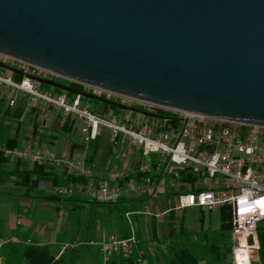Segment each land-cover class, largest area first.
<instances>
[{"label": "water", "instance_id": "95a60500", "mask_svg": "<svg viewBox=\"0 0 264 264\" xmlns=\"http://www.w3.org/2000/svg\"><path fill=\"white\" fill-rule=\"evenodd\" d=\"M0 53L78 85L264 127V0H0Z\"/></svg>", "mask_w": 264, "mask_h": 264}, {"label": "built area", "instance_id": "2783aa9c", "mask_svg": "<svg viewBox=\"0 0 264 264\" xmlns=\"http://www.w3.org/2000/svg\"><path fill=\"white\" fill-rule=\"evenodd\" d=\"M8 67L21 72V75H16ZM15 76H20V79L16 80ZM38 78L58 82L63 79L0 53V89L6 92L8 108L15 109L19 99L27 98L33 107L54 109L65 117L70 116L81 124L78 132L86 150L107 129L116 158L123 161V169L118 174L123 180L134 174L137 167L142 173L152 170L153 154L159 160L156 169L163 175L161 181L148 180L146 184L135 180L96 184L91 180L85 185L56 187L55 194L73 197L79 192L90 201L112 204L125 196L154 197L166 185L176 194L169 213L180 214L193 208L209 212L227 208L232 217L234 252L238 256L235 264H252L256 260L260 250L259 231H264V127L190 115L84 86L85 92L158 117L129 110H121L119 114L113 111L101 114L85 106L82 95L70 98L66 94L43 90L36 81ZM134 150L139 152L140 159L133 158ZM0 152L11 162L20 160L60 166L70 174L89 178L94 175V166L86 157H58L49 152L2 144ZM179 171L186 172L183 178ZM139 214L153 215L147 211L125 213L131 227L130 237L112 235L103 241L90 243L102 249L105 262L109 261L112 253H120L127 259L132 257L139 245L133 216ZM9 243L8 239H0V251ZM74 246L64 245L62 252ZM246 251L248 257L244 255ZM135 264H142L141 255Z\"/></svg>", "mask_w": 264, "mask_h": 264}, {"label": "crops", "instance_id": "0c3cea01", "mask_svg": "<svg viewBox=\"0 0 264 264\" xmlns=\"http://www.w3.org/2000/svg\"><path fill=\"white\" fill-rule=\"evenodd\" d=\"M3 97L5 98L6 92L2 88L0 89ZM6 99V98H5ZM6 100V109L0 121V144L11 147V148H31L36 151H44L52 153L58 157L62 156H72L75 158H83L91 156V149L86 153H83L81 145V139L78 132L79 125H76L77 132L75 134L69 133L63 129L65 116L62 113L56 112L54 109H46L44 107L38 108L30 105L27 98H21L18 101V105L15 109L8 108ZM21 114L17 117V113ZM51 113V121L47 120L45 113ZM41 117H44L41 121ZM18 119V124L15 125L14 130L11 127V121ZM25 118L30 119L27 122V126H24ZM81 126V124H80ZM101 138L100 150L96 158L89 161L90 164L94 166V176L93 182L99 184L103 181L119 183L123 178L118 177L119 172L123 169V161L116 158V153L114 152L113 145L111 143V136L108 130L104 131ZM109 141V145H108ZM124 151H126V146H124ZM102 158V164H100L99 158ZM133 158L140 159L141 156L139 152L134 150ZM153 159V157H152ZM16 164L9 162L7 165L8 169H14ZM34 164L25 162L21 164V169L26 171H33ZM42 173L51 174L47 181L40 184L39 189L28 191L26 187L21 185V180L18 178H12L7 183H0V239H8L10 243L7 244L0 251V264H29L24 258L23 254L28 246H49L51 253L56 259L65 257L69 250L62 252L64 245L75 244L80 241L78 239V226L72 229L66 228L63 230L62 218H64L65 213L63 209H68L70 211H75L78 207H89L93 208L94 205L89 203V199L82 193L77 192L72 198L65 197L60 201H49L47 199H41V197L55 194L54 190L58 182H63L64 186H67L66 182V169L64 167L58 166H46V169ZM34 176H39L38 173ZM40 197V198H39ZM140 198L137 195L125 196L124 199L127 200H137ZM175 199L174 196L153 197L149 206L144 209V211L139 212H150L151 216L150 223V235L151 237L147 239L144 238V230L142 225L143 214L134 215L133 223L136 234H139V245L138 248L134 250L132 257L136 261L138 257L142 256V264H170V260L173 257V251L171 250L170 244L167 242H158L154 240V229L152 225V219L156 218L158 224L163 219L164 224L169 221L168 218L172 216L173 218L186 214L185 211L180 214L169 215V207L167 208L168 201ZM131 209L127 212H138L135 211L137 204L130 205ZM194 209V208H193ZM192 211L194 212L195 210ZM134 210V211H133ZM190 210V209H189ZM220 212L221 210L216 209ZM191 211V212H192ZM201 212H204L200 210ZM214 211V210H213ZM210 211V212H213ZM44 212H50V214H58L60 216L58 223L49 222V225L45 226L42 222V216ZM126 212V213H127ZM189 213L188 218L193 217L194 213ZM158 214L159 216H155ZM175 214V215H174ZM112 225V231L108 234L102 227L99 231L98 229H89L87 225L85 229L80 228L86 234L91 231L92 233L98 234L101 238L100 241L107 239L112 235H116L119 238H128L129 235L126 234L124 227ZM185 225V224H184ZM167 229V227L165 226ZM82 231V232H83ZM176 232V231H175ZM49 233V235H48ZM161 229L159 230V237H161ZM89 234V233H88ZM131 235V234H130ZM87 236V235H86ZM138 237V236H137ZM84 239H87L84 237ZM90 241L93 240H86ZM96 241V242H100ZM90 243L75 244L73 250V255H71L70 260L62 262V264H95L99 256H103L102 249L97 246L98 249H91L88 245ZM181 242L177 241L175 246L178 250L185 249L181 248ZM52 246H55L54 250ZM190 250H196L193 246L186 247ZM196 254L198 251L196 250ZM96 257V259H95ZM124 255L120 253H112L109 257L108 264H124ZM125 258V257H124ZM258 259L255 260L257 262ZM261 260V259H260ZM261 262H263L261 260ZM99 264V263H97ZM205 264V260L201 262Z\"/></svg>", "mask_w": 264, "mask_h": 264}, {"label": "trees", "instance_id": "16d2710c", "mask_svg": "<svg viewBox=\"0 0 264 264\" xmlns=\"http://www.w3.org/2000/svg\"><path fill=\"white\" fill-rule=\"evenodd\" d=\"M16 80L20 79V76H15ZM60 83H63L69 87H72L74 89H78L80 91H85L84 86L82 85H78L63 79L59 80ZM40 87L43 90H48L50 89V91H52L53 93H58V94H66L68 97L70 98H74L75 95L72 93H68V92H64L61 91L59 89L56 88H52L46 85H40ZM49 91V90H48ZM86 98H83V100H85ZM98 102V101H97ZM6 109V99L3 97L1 91H0V121L1 118L5 112ZM95 112L101 113V114H106L109 113L110 111H113L116 114L121 113V110L110 106V105H103L101 110H93ZM17 117H20L21 114L20 112L16 114ZM77 122L71 118L70 116L65 118V122H64V126L63 129L69 133L75 134V132H77V128H76ZM100 143H101V138H97L96 140L92 141L89 148L91 149V156L87 157L88 162L92 161L94 158H96V156L98 155V152L100 150ZM80 147H82V149H85L86 146L83 145L81 143ZM72 157V156H71ZM153 167L152 170L142 173L139 171V167L136 168V172L132 175H130L129 177H127L124 180H120V182L122 181H129V180H135L137 181V183H143L146 184L148 180L150 181H161V179H163V175H160L157 171V163H158V158L157 157H153ZM11 162L7 157L4 156V154L2 152H0V183H7L9 182L12 178H18L21 180V185H23L24 187H26V189L28 191H32V190H37L39 189V186L41 183H43L44 181H47V179L50 177L51 174L49 173H42L44 172V170L46 169V165H39V164H34V169L33 171H26V170H22L21 169V164L25 163L23 161H16V162H12L13 164H16L14 169H8L7 165L8 163ZM142 160L139 161V163H141ZM36 172L38 173L39 176H34V174H36ZM186 172L185 171H179V175L183 178L185 176ZM94 176V175H93ZM66 177V182H67V186H71V185H76V184H81V185H85L87 184L89 181H94L92 177H86V176H81V175H75V174H70L68 172H66L65 174ZM63 182H58L56 187H63ZM173 191V190H171ZM171 196H175V192L171 193ZM40 198V197H39ZM65 197H62L58 194H52V195H47L44 197H41V199H47L49 201H60L61 199H63ZM69 199H74L72 197H70ZM153 199V196H144V197H140L137 200H127V199H120L118 202L116 203H97V202H93L89 200V203L94 205V206H99V207H103V206H119L122 205V207L124 208V213H126L127 211L134 209L131 208L130 205L132 204H137V209H146L149 206V203L151 202V200ZM221 234H220V241L221 242H226V240L228 239V237H231V229H232V225H231V215H230V211L227 208H221ZM134 211V210H133ZM135 211H144V210H135ZM156 218L152 219V225H153V229H154V240L158 241V242H167L168 244H170L171 246V250L173 251V257L170 260V264H201L202 261L205 260V264H224L225 261L227 260V257L229 254H232V249L231 248H227V249H223L222 246L216 244H213L211 247V251L214 253H216V257L213 258L211 256V258L209 259L207 255H209V253L207 254V252H198V254H196V250H190L188 248L185 249H180L178 250L175 246L176 239L180 240V238L183 236V234L185 233V225H184V221L183 219L180 221V230L179 232H175L174 230L169 233L166 234L165 233V225H160L158 224V222L156 221ZM161 229V237H159V230ZM164 234V235H162ZM138 239H139V234L137 233ZM259 241H260V250H259V257L262 261H264V231L260 230L259 231ZM210 251V252H211ZM211 252V253H212ZM202 253L204 255H202ZM24 258L27 260V262L29 264H62V262L64 261V257H61L59 259H56L55 256L51 253L50 247L49 246H28L23 254ZM206 256V258H205ZM124 264H135V260L134 257L131 258H124Z\"/></svg>", "mask_w": 264, "mask_h": 264}, {"label": "rangeland", "instance_id": "374dc122", "mask_svg": "<svg viewBox=\"0 0 264 264\" xmlns=\"http://www.w3.org/2000/svg\"><path fill=\"white\" fill-rule=\"evenodd\" d=\"M64 80V79H63ZM67 81V80H66ZM85 88V87H84ZM50 91V89H48ZM91 90V89H90ZM92 91V90H91ZM83 103L85 106L89 107L92 111L93 110H101L102 109V103L97 102L95 100H90V99H85L83 100ZM46 115H48L47 117H45L47 120L51 121V113L46 112ZM44 117H41V121L43 120ZM23 121H25L24 126H27V122H30V119L25 118ZM11 127L12 130H14L15 125L18 124V119L16 118L14 121H11ZM80 126V124H78ZM107 130V129H106ZM105 130V131H106ZM108 145H109V141H108ZM83 153H86L88 150L86 149H82ZM151 157H157V155L153 154ZM100 164L103 165V161L102 158H99ZM174 193L173 191H171L166 185H163V188L158 190V192L156 193V195L154 197H160L162 195L165 196H171ZM176 199L171 200L172 202L168 201V206H170L169 208H171V206L174 205ZM70 207L68 209L64 208L63 212L65 213L64 218H62V223L63 225V230H65L66 228L68 229H72L75 226H78L77 228L78 230V239H80L82 237V239H80V241L76 242L77 244H84V243H90V241H86V240H93L92 242H96V241H100V236L98 234H94L91 231H89L87 234L81 230L85 229L86 226L88 225L90 228L89 229H95V231L98 229L99 231L101 230V228L103 227L104 230L109 234L110 231H112V225L114 226H120L124 227V230L126 231V234L130 236L131 234V227L128 223L127 218L125 217V213H124V208L122 207V205L119 206H103V207H99V206H95L93 208H89V207H85V208H80L78 207L77 210L75 211H70L69 210ZM136 210H144V209H136ZM193 210H195L194 212L192 211V209H188L185 211L186 214L177 216L175 218H173L172 216H170L169 221L167 222V224L161 222L163 221V219H161V221L159 222L160 225H165L167 227V229L165 230L166 234L171 233L173 230L179 232L180 230V221L183 219L184 224H185V233L183 234V236L180 238V240H175V241H180L181 244V248H186V247H190L193 246L198 252H207V254L209 253L208 258L210 259L211 256L213 258L216 257V253H214V251H211V247L213 244H218L220 246L223 247V249H227V248H231L232 249V254H229L227 257V260L225 261L224 264H235L236 259L238 258L237 254L234 252L235 249V244L234 241L231 237H228V239L226 240V242H221L220 241V234H221V218H220V212L218 210H214L213 212H209V211H204L201 212L200 209L198 208H194ZM194 213L193 217L188 218L187 215H189V213ZM169 215H173V213H169ZM175 215V214H174ZM151 216H141L142 220V225H143V230H144V238L149 240V238L151 237L150 235V227H151ZM59 218L60 216L58 214L52 215L50 214V212H44V215L42 216V222L45 223L46 225H49V222L52 223H58L59 222ZM134 222V221H133ZM135 226V225H134ZM83 231V232H82ZM49 235V233H48ZM87 235V236H86ZM164 235V234H162ZM87 238V239H84ZM75 243V244H76ZM75 244H69V245H75ZM89 247H91V249H98L96 245H88ZM52 248L55 250L56 247L52 246ZM69 252L68 254L64 257V261H68L71 258V255H73V250L68 249ZM212 253H211V252ZM203 252V253H204ZM202 253V255H204ZM97 260L95 261V264L99 263V264H108V262H105V257L104 256H99L100 260L98 259V256L96 255ZM95 257V259H96ZM206 258V256H205ZM257 262H255V260L252 261V264H264V261L261 262L260 257L257 256ZM63 261V262H64ZM81 264V263H79Z\"/></svg>", "mask_w": 264, "mask_h": 264}, {"label": "bare ground", "instance_id": "6f19581e", "mask_svg": "<svg viewBox=\"0 0 264 264\" xmlns=\"http://www.w3.org/2000/svg\"><path fill=\"white\" fill-rule=\"evenodd\" d=\"M38 67V66H37ZM41 68V67H40ZM43 69V68H42ZM44 70H46V69H44ZM48 71V70H47ZM53 73V72H52ZM87 87H92V88H96V89H100V88H97V87H93V86H89V85H86ZM101 90H103V89H101ZM104 92H106V93H110V94H115V95H118V96H123V97H127V98H130V99H133V98H131V97H129V96H126V95H123V94H119V93H115V92H111V91H108V90H103ZM134 100H137V99H134ZM137 101H139V102H141V103H146V104H151V105H154V106H158V107H162V108H165V109H170V110H175V109H172V108H168V107H165V106H162V105H158V104H155V103H151V102H147V101H142V100H137ZM175 111H179V110H175ZM181 112V111H180ZM187 114H189V113H187ZM190 115H192V114H190ZM245 254V256H249V253H248V251H246V252H244Z\"/></svg>", "mask_w": 264, "mask_h": 264}, {"label": "flooded vegetation", "instance_id": "af4514ba", "mask_svg": "<svg viewBox=\"0 0 264 264\" xmlns=\"http://www.w3.org/2000/svg\"><path fill=\"white\" fill-rule=\"evenodd\" d=\"M104 104H102V107H103Z\"/></svg>", "mask_w": 264, "mask_h": 264}]
</instances>
